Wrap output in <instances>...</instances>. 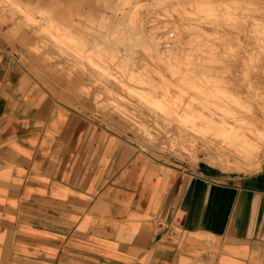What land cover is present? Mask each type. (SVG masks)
Here are the masks:
<instances>
[{
	"label": "rangeland",
	"instance_id": "374dc122",
	"mask_svg": "<svg viewBox=\"0 0 264 264\" xmlns=\"http://www.w3.org/2000/svg\"><path fill=\"white\" fill-rule=\"evenodd\" d=\"M0 35L156 167L227 183L264 165V0H0Z\"/></svg>",
	"mask_w": 264,
	"mask_h": 264
},
{
	"label": "crops",
	"instance_id": "0c3cea01",
	"mask_svg": "<svg viewBox=\"0 0 264 264\" xmlns=\"http://www.w3.org/2000/svg\"><path fill=\"white\" fill-rule=\"evenodd\" d=\"M238 179L154 166L0 35V264H264V165Z\"/></svg>",
	"mask_w": 264,
	"mask_h": 264
},
{
	"label": "bare ground",
	"instance_id": "6f19581e",
	"mask_svg": "<svg viewBox=\"0 0 264 264\" xmlns=\"http://www.w3.org/2000/svg\"><path fill=\"white\" fill-rule=\"evenodd\" d=\"M103 73V72H102ZM196 97V96H195ZM253 120V119H252ZM249 121V120H248ZM222 122V125L223 126H226V121L225 120H222L221 121ZM211 125V124H210ZM209 127V126H208ZM213 127V126H212ZM211 127V128H212ZM241 128V127H240ZM224 131H229V129L228 128H224L223 129ZM227 132H225V133H227ZM243 132H245V130L243 131ZM228 134V133H227ZM231 135V137H230V139H232L231 140V143L235 146V150L237 151V152H243V153H247V151H248V153L249 152H251V150L253 149V147H254V144L252 143V141H250L249 139H247V137H245L243 134H239V133H237V132H234L233 134L231 133L230 134ZM229 136V135H228ZM227 138V137H226ZM224 142V141H223ZM256 149H257V147H255ZM254 148V149H255ZM253 149V150H254ZM255 151V150H254ZM253 151V152H254ZM235 152V151H234ZM252 152V153H253ZM250 154V153H249ZM212 164H214L213 162H211ZM235 165V164H234ZM245 165V164H244ZM227 165H223V170L225 169H228V167H226ZM237 166V165H236ZM236 169H237V167H236Z\"/></svg>",
	"mask_w": 264,
	"mask_h": 264
}]
</instances>
